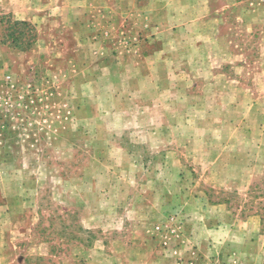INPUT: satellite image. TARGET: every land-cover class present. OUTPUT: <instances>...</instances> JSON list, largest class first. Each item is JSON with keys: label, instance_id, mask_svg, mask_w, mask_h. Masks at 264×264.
I'll list each match as a JSON object with an SVG mask.
<instances>
[{"label": "rangeland", "instance_id": "374dc122", "mask_svg": "<svg viewBox=\"0 0 264 264\" xmlns=\"http://www.w3.org/2000/svg\"><path fill=\"white\" fill-rule=\"evenodd\" d=\"M132 2L0 0V142L20 150L0 172V211L18 213L0 219V264H264L258 27L218 63L238 91L106 101L98 67L137 45ZM86 72L88 89L72 80Z\"/></svg>", "mask_w": 264, "mask_h": 264}, {"label": "crops", "instance_id": "0c3cea01", "mask_svg": "<svg viewBox=\"0 0 264 264\" xmlns=\"http://www.w3.org/2000/svg\"><path fill=\"white\" fill-rule=\"evenodd\" d=\"M134 1L132 4L136 10H133V18L138 20L134 23L136 27H129L127 36L133 40L137 38L134 41L137 45L130 51L122 49L119 44L104 49V53L112 60L98 67L99 90L104 100L133 101V97L139 96L146 101H154L156 98L170 101V92L175 89L179 93L181 90L199 91V94L190 93L189 96L187 93L180 94L179 101H200L201 90L209 88L218 91V84L224 82H227L231 90H240L237 84L229 83L228 72L224 75L218 63L220 59L230 61L232 58L244 57L236 50L240 43L251 39L246 27H258V44L264 42V0ZM96 4L94 1L90 6ZM114 4L116 9L117 2ZM234 26L243 27V35L235 32ZM115 40L121 43L123 38L117 37ZM258 50L260 58L264 59V51L259 45ZM102 74L104 78L100 77ZM202 74L207 77L206 85L198 81ZM88 75L87 72L79 74L72 80L77 78L74 83L88 89L91 84ZM72 98L92 101L90 96ZM229 98L232 100L234 97ZM82 113H88V110L84 109ZM79 128L86 136L87 126ZM6 139L7 136L2 135L4 143ZM11 150L7 144L0 142L1 173L11 169V153L20 152ZM99 152L105 153L107 150ZM6 182L0 176V208L5 200H10V196L4 194L3 190ZM7 213V209L0 211V219L18 214ZM2 224L0 222V233L4 234L7 231L1 228ZM1 244L5 243H0V254L3 257L4 247Z\"/></svg>", "mask_w": 264, "mask_h": 264}]
</instances>
